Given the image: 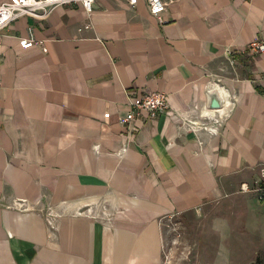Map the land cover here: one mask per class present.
Listing matches in <instances>:
<instances>
[{"label": "crops", "instance_id": "crops-1", "mask_svg": "<svg viewBox=\"0 0 264 264\" xmlns=\"http://www.w3.org/2000/svg\"><path fill=\"white\" fill-rule=\"evenodd\" d=\"M94 5L0 31V264H160L162 218L233 199L249 264H264V201L241 191L264 168V54L247 49L264 41V0H175L162 19L144 0ZM29 30L43 43L25 49ZM152 91L175 117L126 121ZM203 111L224 113L217 134L188 128Z\"/></svg>", "mask_w": 264, "mask_h": 264}, {"label": "rangeland", "instance_id": "rangeland-1", "mask_svg": "<svg viewBox=\"0 0 264 264\" xmlns=\"http://www.w3.org/2000/svg\"><path fill=\"white\" fill-rule=\"evenodd\" d=\"M162 222L164 244L160 264H218L223 253L234 255L232 264H249L244 202L233 199L228 204L216 203L200 214L170 215ZM226 259L225 256L227 263Z\"/></svg>", "mask_w": 264, "mask_h": 264}, {"label": "built area", "instance_id": "built-area-1", "mask_svg": "<svg viewBox=\"0 0 264 264\" xmlns=\"http://www.w3.org/2000/svg\"><path fill=\"white\" fill-rule=\"evenodd\" d=\"M96 0H4L0 3V31L5 29L13 21L17 20L20 16L29 15L36 18H44L48 16L50 11L59 5L71 4V3H81L84 6L86 13L90 16L92 15ZM139 0H128V4L131 6H136ZM148 6L149 12L156 18L162 19L161 16L168 9L171 2L175 0H144ZM91 27V23H87L80 27L79 29H87ZM29 37H22L19 41V46L28 49L34 47L35 44H42L43 41L37 40L34 36L32 30H29ZM247 49L253 53L264 54V41L253 40L247 44ZM228 54H232V50L227 51ZM2 84L0 78V86ZM130 105L133 110L125 117V120L132 122V120L138 117L141 111H146L150 118L157 116L159 113H164L170 117H175L169 105L168 93L152 91L138 98H132L130 100ZM110 113H106L104 116L109 117ZM224 113L218 112L214 114H209L207 112H202L201 119H188V128L191 130L204 129L209 131L211 134H217L218 126H220L224 119ZM208 120V121H207ZM210 121H213L210 123ZM214 123V124H213ZM139 130L138 125H133L130 123L128 127L127 137L132 138L136 130ZM259 179L250 185L248 183H243L241 185V191H254L258 194V198L264 201V168L261 169ZM25 200H17L16 204L20 207L24 205ZM84 212V211H83ZM81 212L80 214H83ZM51 225V221H49Z\"/></svg>", "mask_w": 264, "mask_h": 264}, {"label": "water", "instance_id": "water-1", "mask_svg": "<svg viewBox=\"0 0 264 264\" xmlns=\"http://www.w3.org/2000/svg\"><path fill=\"white\" fill-rule=\"evenodd\" d=\"M222 98L217 90H211L209 93V105L212 108H220L222 106Z\"/></svg>", "mask_w": 264, "mask_h": 264}]
</instances>
